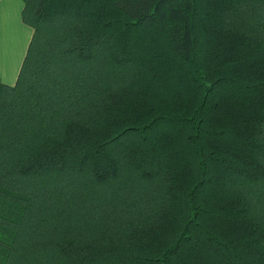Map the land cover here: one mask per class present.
I'll list each match as a JSON object with an SVG mask.
<instances>
[{
    "label": "trees",
    "instance_id": "1",
    "mask_svg": "<svg viewBox=\"0 0 264 264\" xmlns=\"http://www.w3.org/2000/svg\"><path fill=\"white\" fill-rule=\"evenodd\" d=\"M22 3L0 264H264V0Z\"/></svg>",
    "mask_w": 264,
    "mask_h": 264
},
{
    "label": "crops",
    "instance_id": "2",
    "mask_svg": "<svg viewBox=\"0 0 264 264\" xmlns=\"http://www.w3.org/2000/svg\"><path fill=\"white\" fill-rule=\"evenodd\" d=\"M21 1L22 0H0V17L5 13L11 14L13 11L14 18L16 17L19 21L18 25H16V36L19 39V44L16 43L13 46L8 37V40L3 42V49L0 52V80L7 85L15 84L32 36V30L26 27L20 19V13L23 9ZM9 32L10 27L8 31H4V33H8V35Z\"/></svg>",
    "mask_w": 264,
    "mask_h": 264
},
{
    "label": "rangeland",
    "instance_id": "3",
    "mask_svg": "<svg viewBox=\"0 0 264 264\" xmlns=\"http://www.w3.org/2000/svg\"><path fill=\"white\" fill-rule=\"evenodd\" d=\"M22 7L23 3L21 1ZM20 19H21V13H20ZM0 52L2 51L3 47V42L8 40V37L10 41L12 42L13 46L18 43L19 44V39L16 36L17 35V28L16 25H18L19 21L18 19L13 15V11L11 14L5 13L1 15L0 17ZM10 27V32L9 35L8 33H4V31H8V28ZM7 81L6 79H4ZM7 85V84H6ZM14 85V84H13ZM12 86V85H9Z\"/></svg>",
    "mask_w": 264,
    "mask_h": 264
}]
</instances>
